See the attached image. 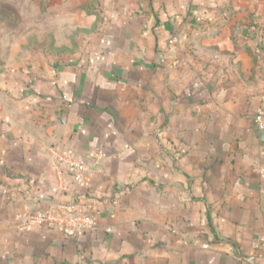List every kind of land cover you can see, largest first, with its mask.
Wrapping results in <instances>:
<instances>
[{
  "label": "crops",
  "instance_id": "1",
  "mask_svg": "<svg viewBox=\"0 0 264 264\" xmlns=\"http://www.w3.org/2000/svg\"><path fill=\"white\" fill-rule=\"evenodd\" d=\"M253 4L28 0V42L0 43V264H264ZM52 149L87 156L86 183ZM52 203L95 226H27Z\"/></svg>",
  "mask_w": 264,
  "mask_h": 264
},
{
  "label": "built area",
  "instance_id": "2",
  "mask_svg": "<svg viewBox=\"0 0 264 264\" xmlns=\"http://www.w3.org/2000/svg\"><path fill=\"white\" fill-rule=\"evenodd\" d=\"M170 42L174 43L175 39ZM255 127L264 136V111L255 115ZM52 154L53 166L57 171L69 172L78 184L86 183L91 170L87 156L57 149H52ZM93 156H103V152L97 151ZM95 224V215L77 210L72 203H52L46 210L30 214L27 220L28 227L49 226L72 235H79Z\"/></svg>",
  "mask_w": 264,
  "mask_h": 264
},
{
  "label": "rangeland",
  "instance_id": "3",
  "mask_svg": "<svg viewBox=\"0 0 264 264\" xmlns=\"http://www.w3.org/2000/svg\"><path fill=\"white\" fill-rule=\"evenodd\" d=\"M248 1L244 0V3L248 4ZM251 1L262 17L264 15V0ZM245 7L247 6L245 5ZM3 42L6 45L28 42V0H0V43ZM1 47L2 45L0 46V58L5 55L3 47ZM15 54L20 59L26 53Z\"/></svg>",
  "mask_w": 264,
  "mask_h": 264
}]
</instances>
